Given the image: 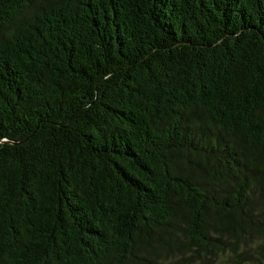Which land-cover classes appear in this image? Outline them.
I'll use <instances>...</instances> for the list:
<instances>
[{
    "label": "trees",
    "instance_id": "16d2710c",
    "mask_svg": "<svg viewBox=\"0 0 264 264\" xmlns=\"http://www.w3.org/2000/svg\"><path fill=\"white\" fill-rule=\"evenodd\" d=\"M0 264H264V0H0Z\"/></svg>",
    "mask_w": 264,
    "mask_h": 264
}]
</instances>
